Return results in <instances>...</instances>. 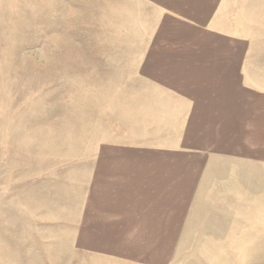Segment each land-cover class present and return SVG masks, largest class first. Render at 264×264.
<instances>
[{"label":"crops","instance_id":"1","mask_svg":"<svg viewBox=\"0 0 264 264\" xmlns=\"http://www.w3.org/2000/svg\"><path fill=\"white\" fill-rule=\"evenodd\" d=\"M142 1L149 31L127 81L142 113L109 132L140 136L80 158L71 245L101 264L264 246V0Z\"/></svg>","mask_w":264,"mask_h":264},{"label":"rangeland","instance_id":"2","mask_svg":"<svg viewBox=\"0 0 264 264\" xmlns=\"http://www.w3.org/2000/svg\"><path fill=\"white\" fill-rule=\"evenodd\" d=\"M148 8L142 0H0V264H101L71 245L65 213L79 199V160L93 144L140 136L109 132L142 113L127 81ZM177 259L264 264V246L190 247Z\"/></svg>","mask_w":264,"mask_h":264}]
</instances>
